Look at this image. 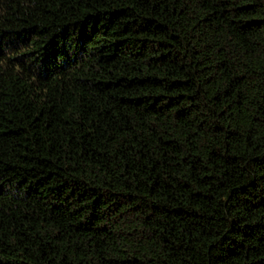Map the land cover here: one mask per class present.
I'll use <instances>...</instances> for the list:
<instances>
[{
  "label": "trees",
  "instance_id": "obj_1",
  "mask_svg": "<svg viewBox=\"0 0 264 264\" xmlns=\"http://www.w3.org/2000/svg\"><path fill=\"white\" fill-rule=\"evenodd\" d=\"M0 264H264V0H0Z\"/></svg>",
  "mask_w": 264,
  "mask_h": 264
}]
</instances>
